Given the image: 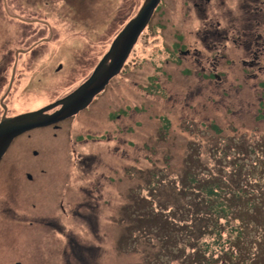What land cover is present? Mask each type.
Listing matches in <instances>:
<instances>
[{
    "label": "rangeland",
    "instance_id": "rangeland-1",
    "mask_svg": "<svg viewBox=\"0 0 264 264\" xmlns=\"http://www.w3.org/2000/svg\"><path fill=\"white\" fill-rule=\"evenodd\" d=\"M144 1L0 0V57L37 41L19 57H104ZM193 2L164 0L156 21L168 25L147 27L120 73L61 129L16 137L8 158L35 179L0 187V264H84L81 254L85 264H194V222L209 219L202 187L215 182L236 198L237 225L240 216L252 223L247 240L256 238L264 227V69L231 40L211 52L220 57H206L199 40L205 22L232 29L227 15L246 16L244 0H211L206 15ZM179 47L203 53L177 57ZM215 66L220 77H208ZM87 75L62 74L53 87L17 83L12 107L30 110Z\"/></svg>",
    "mask_w": 264,
    "mask_h": 264
},
{
    "label": "flooded vegetation",
    "instance_id": "flooded-vegetation-1",
    "mask_svg": "<svg viewBox=\"0 0 264 264\" xmlns=\"http://www.w3.org/2000/svg\"><path fill=\"white\" fill-rule=\"evenodd\" d=\"M210 1L211 0H194L193 6L198 12L204 13V15H206V7ZM257 2L258 5L256 6L255 4ZM163 3L164 0H161L155 9L147 27L152 26L153 28H165L168 25L165 21H156L158 19L157 15L160 16L161 14V7ZM204 3H206V7H204ZM238 3H241V0H237V4ZM259 4L261 6H259ZM242 5L245 7L246 16H242L243 9L242 11L238 9L236 12L230 11L229 15H227V18L230 20L228 23L235 25L232 29L226 30V28L223 27L224 23L221 21H218L216 24L214 22H205L206 24L203 23L204 29H208L201 34V38H199V40L204 42V48L207 51L206 57H220V51L217 52V56L211 55V52L214 49H218L222 42L231 40L239 47L243 48V54L245 57H253L249 64L251 66L259 65V68L262 71L264 69V65H261L260 63L261 59L264 57V33H259L258 29L261 27V25H264V0H244ZM259 12L260 16H258ZM232 13H237V16L232 15ZM39 43L40 41H37L31 47L29 46L26 50H33L36 46H38ZM200 52L203 53V51H199L198 48H194L192 51L190 48L179 47L177 49V57L179 55L183 57H200ZM103 58L104 57H100L98 59L97 57H13V59L5 60L0 57V122L3 120L4 116L6 118H12L22 113L39 110L64 99L90 78ZM245 63H247V60H245ZM215 67L216 68L214 70L212 69L213 72L207 75L208 77H220L219 73H216L218 67ZM81 71L88 73V75L84 79L79 77L76 85L67 90L65 93L55 95L53 98L47 99L42 104L37 105L30 110L17 112L15 109H13L12 99H14V91L17 83L23 82L25 87L29 88L38 86L41 88L53 87L54 84L62 78V74L74 75L80 73ZM109 83L106 85V87H108ZM95 97L93 98L92 102L94 101ZM59 108H61V105L48 110L46 113L51 114ZM125 114L126 116L129 115L127 110H125ZM73 116L48 126L57 131L61 129L62 124L65 121L71 119ZM15 139L0 161V187L4 188V190H8L9 192H11V187L14 181L18 180L19 178L23 180L25 179L26 182H34L35 179L31 170H25L24 172L21 170V172H18L15 169L13 160H9L8 158ZM3 169L5 171L1 172ZM46 173V170L41 168L40 172L37 174L44 176ZM58 200L61 201L62 199L59 198ZM86 203L88 202H85L84 204L88 205ZM1 205H3V203L0 202V206ZM81 263L85 264L86 262Z\"/></svg>",
    "mask_w": 264,
    "mask_h": 264
},
{
    "label": "water",
    "instance_id": "water-1",
    "mask_svg": "<svg viewBox=\"0 0 264 264\" xmlns=\"http://www.w3.org/2000/svg\"><path fill=\"white\" fill-rule=\"evenodd\" d=\"M160 1H144L138 14L117 35L94 73L70 95L39 110L22 113L12 118L4 116L0 122V161L17 136L34 128L48 126L64 120L86 108L93 98L105 89L109 81L120 73ZM26 51L19 49L16 51V57ZM58 105H61V108L51 114L46 113Z\"/></svg>",
    "mask_w": 264,
    "mask_h": 264
},
{
    "label": "trees",
    "instance_id": "trees-1",
    "mask_svg": "<svg viewBox=\"0 0 264 264\" xmlns=\"http://www.w3.org/2000/svg\"><path fill=\"white\" fill-rule=\"evenodd\" d=\"M216 184H203L202 187L207 198L201 199L199 203L201 207H207L209 219L194 222V227L201 235L194 236L192 240L196 248L193 263L260 264L262 256L257 249L260 247L259 238L263 235L264 227H259L254 235L256 238L249 242L245 231L252 223L240 216L241 220L237 225L234 216L241 214V209L234 206L236 198L216 190ZM226 232L230 234V238H225ZM234 244H238L235 250L231 248ZM80 261L86 262L84 254H81Z\"/></svg>",
    "mask_w": 264,
    "mask_h": 264
}]
</instances>
